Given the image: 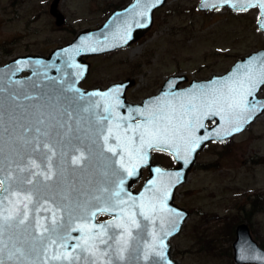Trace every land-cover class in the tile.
I'll use <instances>...</instances> for the list:
<instances>
[{
    "label": "rangeland",
    "instance_id": "obj_1",
    "mask_svg": "<svg viewBox=\"0 0 264 264\" xmlns=\"http://www.w3.org/2000/svg\"><path fill=\"white\" fill-rule=\"evenodd\" d=\"M130 1L0 0V63L18 54H47ZM198 1L167 0L154 10L151 27L136 41L89 55L85 87L132 77L135 82L126 97L141 101L170 74L206 78L264 47V33L256 22L258 7L202 10ZM52 8L64 15L61 24ZM259 94L264 96V85ZM174 200L189 211L170 239L171 255L182 264H237L232 242L241 221L264 246V112L233 137L201 149ZM253 202L259 206L255 212L250 211Z\"/></svg>",
    "mask_w": 264,
    "mask_h": 264
},
{
    "label": "water",
    "instance_id": "obj_2",
    "mask_svg": "<svg viewBox=\"0 0 264 264\" xmlns=\"http://www.w3.org/2000/svg\"><path fill=\"white\" fill-rule=\"evenodd\" d=\"M166 1L160 0L156 3L155 0H140L138 4L137 0H131L124 6L113 9L99 25L81 29L70 41L52 48L47 54H18L0 65V178L7 176L9 171L17 177L30 178L29 173L17 172V166H26L29 160H36L42 167H46V161L43 160L41 154L32 152V145L26 144V141L33 140L37 136L45 141H59L61 136H66L67 139L63 143L67 144L70 139L71 144L63 149L58 148V151H66L67 155L63 157L57 155L54 159L55 175L52 179L57 189V178H59V188L63 194L60 206H67L79 214L77 204H83L92 196L98 195V189L113 186L112 181L115 177L111 173L116 166L112 161L118 159L106 151L102 140L93 143L96 139L94 135L96 121L98 116H103L105 113L101 97L92 96V93L108 92L113 87L119 86L121 88L119 99L123 106L117 111L122 117L129 115L132 117L131 120L122 121L125 126L145 120L144 116H140L133 109H146L157 101L175 106L174 121H178L181 112L180 104L187 103L190 99L189 94L197 89L219 88L221 82L229 81L236 74L245 72L248 65L251 64L258 69L261 61H264V47H259L236 58L227 71L213 73L202 79L193 78L185 85L180 84L187 80L186 73L170 74L155 93L145 96L141 101H131L126 97L128 87L135 82L132 77L113 81L106 87H83L80 82L90 69V61L87 57L109 52L136 41L151 27L154 10L164 5ZM197 7L202 10H213L220 7L244 10L258 7L259 17L256 22L264 33V10L260 8L258 0H227V2L225 0H206V2L199 0ZM142 10L146 11V15H138ZM52 13L56 17L57 24L64 21V15L61 12L52 8ZM125 28L130 29V39L124 37ZM124 39H127L126 43ZM90 48L97 50H88ZM263 85H258L252 95L247 97L249 107L255 104L257 111L252 113L250 120L238 125L240 131L248 127L256 117L264 112V107H261L264 105V96L259 94ZM96 101H101L99 108L93 107L85 111L89 108L90 102L94 104ZM203 123L205 127H197L195 130V136L201 139L190 152L185 154L182 147L177 156L174 150H164L174 156L176 160L174 166L165 167L162 164L151 162V149H148L147 164H149L150 173L137 191L130 188L131 179H135L139 175L140 167L147 164L137 169L136 176L127 177L124 172L120 176L125 180V192L131 193L134 197L147 192L150 187L148 181H157V186L166 187L168 190L165 201L167 206L180 214L174 229L165 225L171 234L168 236L161 234L165 248L164 259L159 261V264H182L171 255L170 239L181 229L189 211L179 205L174 197L177 187L186 181L197 153L210 140L223 141L240 132H231V126H226L219 116L205 118ZM225 127H228L229 134L227 135L223 132ZM37 129H40L41 133L48 132V137L40 136ZM217 132L220 133L219 136L216 135ZM203 137H208V139L205 140ZM109 142L115 143L114 140ZM76 148L83 150L86 156L80 165L72 164V156L79 155V152L75 151ZM157 168L164 173L163 177L155 171ZM38 179L43 185L45 182L43 177ZM13 190L26 192L28 185L13 184ZM54 207H57L56 204ZM106 214L109 217L103 220L95 218L94 222H106L113 218L112 213ZM64 220L65 224H68L67 216ZM142 223L147 222L142 221ZM149 227H154L158 233L160 232L159 221ZM26 231L20 228L17 229V234L27 233ZM234 233L235 237L232 242L234 261L237 264H264V246L253 237L248 223L246 221L237 223ZM9 234H11L10 230L6 233V238ZM133 234L136 235V230H133ZM71 235L78 236L79 232H71ZM140 235L143 239L139 244L135 240L131 241V248L125 253L124 260L112 257L113 264H153L158 259L151 250L145 248V240L151 244L148 230L145 229ZM26 239H28V234L25 241ZM19 242L20 238L17 239V247L22 246ZM74 242L69 241L70 244ZM9 246L11 247V242ZM23 246L28 247V244H23ZM146 251L149 255L147 261L143 258ZM5 260L6 264H15L14 261L7 260V253H5ZM105 260L106 258L102 257L99 264H105Z\"/></svg>",
    "mask_w": 264,
    "mask_h": 264
},
{
    "label": "snow or ice",
    "instance_id": "obj_3",
    "mask_svg": "<svg viewBox=\"0 0 264 264\" xmlns=\"http://www.w3.org/2000/svg\"><path fill=\"white\" fill-rule=\"evenodd\" d=\"M155 2L159 3L160 0ZM137 3L139 4L140 0H137ZM258 3L264 10V0H258ZM138 15L144 16L146 11L142 10ZM124 37L131 38L130 29L125 28ZM127 39H124L125 43ZM260 84H264V61H261L258 69L248 65L245 72L236 74L229 81L221 82L219 88L197 89L189 94L187 103L180 104L178 121H174L175 106L157 101L146 109H133L140 116H144L145 120L127 126L122 121L131 120V115L122 117L117 111L123 106L119 99V86L108 92L92 93V96L101 97L105 113L98 116L94 132L96 139L93 143L102 140L106 151L111 153L112 157H118L112 161L116 166L111 173L115 177L113 186L102 187L98 189V195L92 196L83 204H77L79 214L67 206L52 207L47 200L40 204L36 187L40 183L38 178L43 177L45 182L53 178L54 159L57 155H67L66 151H58V148H66L71 144V140L64 144L66 136H61L59 141H45L37 136L26 141V144L32 145V152L41 154L46 161V167H42L36 160H29L26 166L18 165L17 172L29 173L30 178L17 177L12 171L0 178V264H6L5 253L7 260L14 261L15 264H99L102 257L106 258L105 264H113V256L119 260L125 259V253L131 248V241L135 240L139 244L143 239L140 233L145 229L151 237V244L144 241L145 248L151 250L158 258L153 264H159V261L164 259L165 248L161 234H171L165 225L174 229L180 214L165 203L168 191L166 187L161 188L157 186V181L150 180L147 182L150 186L147 192L134 197L125 192V180L120 178L121 173H126L127 177L136 176L137 169L148 163V149L174 150L179 156L183 147L187 154L199 143L201 138L195 136V130L197 127H205V118L219 116L226 126H231V132L240 131L238 125L250 120L252 113L257 111L255 104L249 107L247 97L252 95ZM100 106L101 101L94 104L90 102L85 111ZM36 131L40 136L49 135L48 132L41 133L40 129ZM223 132L225 135L229 134L228 127H225ZM216 135L219 136L220 133L217 132ZM110 140L115 143H110ZM75 151L79 152V155L72 156V164L80 165L86 159L85 152L79 148ZM155 171L163 177L164 173L159 168ZM16 183L32 185L33 190H13V184ZM42 211L51 213L50 223L48 217L38 215ZM31 212L37 213L34 226L31 224ZM105 213H112L113 218L106 222H94L98 215ZM65 216L68 217V224L64 222ZM156 221L160 222L159 233L154 227H149ZM28 227H33L38 233L32 236L28 247H17L18 237L11 234L6 238L9 230L24 228L26 231ZM133 230H136V235ZM74 231L79 232V235L73 237L71 232ZM70 240L75 242L70 244ZM143 258L146 261L149 259L147 251Z\"/></svg>",
    "mask_w": 264,
    "mask_h": 264
},
{
    "label": "flooded vegetation",
    "instance_id": "obj_4",
    "mask_svg": "<svg viewBox=\"0 0 264 264\" xmlns=\"http://www.w3.org/2000/svg\"><path fill=\"white\" fill-rule=\"evenodd\" d=\"M3 63H0V65H2ZM193 78H188L187 80H185L184 82H182L180 85L187 84ZM86 79H87V75H85L83 77V79L81 80V82H80V84L83 87H85L84 82H85ZM198 79H202V78H198ZM161 84L159 85V87L161 86ZM107 85L101 86V87H106ZM96 86H100V85H96ZM91 87H94V86H86L85 88H91ZM135 119L138 120L139 118H135ZM208 123H211V122H208ZM211 142H215V140L208 141L204 145V147L207 144L211 143ZM198 153H197V155H198ZM157 154L158 155H160V154L168 155L170 157V159H166V161H163L162 159H160V157L157 158ZM151 162L162 164L165 167H171V166H174L176 164V160H175L174 156L171 153H169L167 151H164V150L154 149V148L151 149ZM149 173H150V171H149V164L143 165L142 167H140L139 175L135 179L134 178L131 179V186H130V188H132L134 191H137L138 189H140L141 186L143 185L146 177L149 175ZM57 177H59V176H57ZM36 187L38 188V193L37 194L40 197V204H43L44 201L47 200L52 207H54L55 204H56V206H60V203L63 200V194H62L61 189L59 188V178H57V189H55V181H54V179H51L50 182H48V181L44 182L43 185L41 183H39V185H37ZM29 190H33V186L32 185H28V191ZM36 206L38 207L39 205H36ZM30 207H32V206H30ZM38 215L40 217H48V222L50 223L51 213H46V212H43L42 211ZM36 217H37V213H35V212H31L30 213L31 224L33 226L35 225ZM107 217H109V215H107L105 213V214L98 215L96 218L98 220H103V219H106ZM64 222H65V220H64ZM26 232L27 233H23V234L18 235L17 234V229H11L10 230V233L14 237L20 238V242H19L20 245L30 244L31 243L32 236L38 235V233L36 231H34V228L33 227H28V230ZM27 234H28V239H26V241H25V238H26V235ZM25 242H27V243H25Z\"/></svg>",
    "mask_w": 264,
    "mask_h": 264
},
{
    "label": "trees",
    "instance_id": "obj_5",
    "mask_svg": "<svg viewBox=\"0 0 264 264\" xmlns=\"http://www.w3.org/2000/svg\"><path fill=\"white\" fill-rule=\"evenodd\" d=\"M259 209V206L258 205H255V203L253 202L252 205H251V208H250V211L251 212H255Z\"/></svg>",
    "mask_w": 264,
    "mask_h": 264
}]
</instances>
